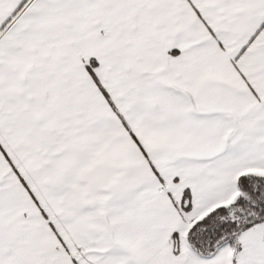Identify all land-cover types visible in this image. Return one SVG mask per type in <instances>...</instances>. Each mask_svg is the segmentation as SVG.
I'll use <instances>...</instances> for the list:
<instances>
[{
	"label": "snow or ice",
	"instance_id": "snow-or-ice-1",
	"mask_svg": "<svg viewBox=\"0 0 264 264\" xmlns=\"http://www.w3.org/2000/svg\"><path fill=\"white\" fill-rule=\"evenodd\" d=\"M0 264H264V0H0Z\"/></svg>",
	"mask_w": 264,
	"mask_h": 264
}]
</instances>
